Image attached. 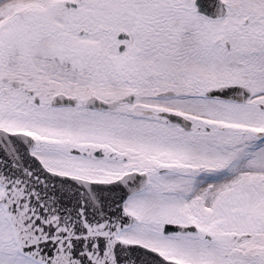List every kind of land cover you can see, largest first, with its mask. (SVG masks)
<instances>
[{
	"label": "snow or ice",
	"instance_id": "obj_1",
	"mask_svg": "<svg viewBox=\"0 0 264 264\" xmlns=\"http://www.w3.org/2000/svg\"><path fill=\"white\" fill-rule=\"evenodd\" d=\"M0 264H264V0H0Z\"/></svg>",
	"mask_w": 264,
	"mask_h": 264
}]
</instances>
